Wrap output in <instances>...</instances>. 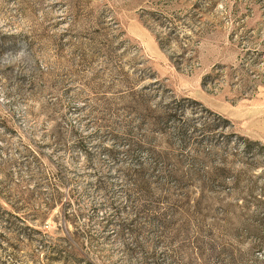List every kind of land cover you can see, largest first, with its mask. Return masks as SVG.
I'll list each match as a JSON object with an SVG mask.
<instances>
[{
  "label": "rangeland",
  "instance_id": "1",
  "mask_svg": "<svg viewBox=\"0 0 264 264\" xmlns=\"http://www.w3.org/2000/svg\"><path fill=\"white\" fill-rule=\"evenodd\" d=\"M260 147L264 0H0V264H264Z\"/></svg>",
  "mask_w": 264,
  "mask_h": 264
},
{
  "label": "trees",
  "instance_id": "2",
  "mask_svg": "<svg viewBox=\"0 0 264 264\" xmlns=\"http://www.w3.org/2000/svg\"><path fill=\"white\" fill-rule=\"evenodd\" d=\"M174 103H177L176 101H173ZM182 102H184V100H180L178 101V104H181ZM172 103H169L165 106H161L159 107V110L160 112L162 113V120L163 121H172L173 119H175L176 117H178L179 113H181L180 110H178V114L177 113V110H176V107H172L170 106ZM172 107V108H171ZM219 119L222 121V125L221 126H218V128L221 130V131H224L226 130V128L228 127V121L224 120L223 118H220ZM227 125V126H226ZM236 142L234 143L235 146L237 148H239L241 150L242 153L246 154V155H250L252 153V148L253 146H256V143H253L251 141H249L248 139H244V138H241V137H236ZM133 147H136V148H140V146H138V144H132ZM261 148V151H263V147H260ZM112 157H114V153H109ZM171 172H167V175H166V178L169 179L171 178L170 176ZM134 175H140V172H136V174ZM57 205V199L53 198L52 200H50V203L48 205V210L50 209V207L52 208V206H56ZM15 211V209H14ZM132 232V230H131ZM68 233V232H66ZM137 231L136 230H133V234H136ZM262 263H264V259L262 261Z\"/></svg>",
  "mask_w": 264,
  "mask_h": 264
}]
</instances>
